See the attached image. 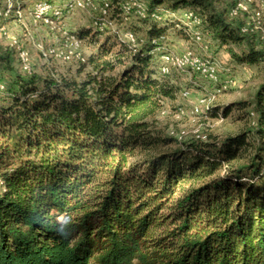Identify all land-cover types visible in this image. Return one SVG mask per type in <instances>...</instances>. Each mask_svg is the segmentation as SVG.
I'll return each mask as SVG.
<instances>
[{
	"label": "trees",
	"instance_id": "trees-1",
	"mask_svg": "<svg viewBox=\"0 0 264 264\" xmlns=\"http://www.w3.org/2000/svg\"><path fill=\"white\" fill-rule=\"evenodd\" d=\"M143 2L136 53L109 35L78 79L11 76L0 101V264H264V77L252 103L221 111L250 121L221 141H178L156 119L181 94L159 71V38L175 26L164 10L195 11L207 41L239 48L229 54L240 65L264 69V43L215 0ZM212 114L214 104L202 115Z\"/></svg>",
	"mask_w": 264,
	"mask_h": 264
},
{
	"label": "rangeland",
	"instance_id": "rangeland-1",
	"mask_svg": "<svg viewBox=\"0 0 264 264\" xmlns=\"http://www.w3.org/2000/svg\"><path fill=\"white\" fill-rule=\"evenodd\" d=\"M37 0H25L22 8L20 19L16 15L11 14L0 21V28L4 29L5 34L0 32V49L2 51H8L9 61L7 65L0 63V82L5 85V90L0 91V101L6 98L5 92L10 85L13 73L19 74L23 77H41V78H69L78 79V71L81 68L79 63H62L57 61H44L42 60L37 48L36 43L41 42L44 46H52L58 43L60 33H49L45 27L38 23H33L32 17L29 13V8ZM220 7L231 8L232 0H215ZM260 0H254L253 8H257ZM2 2L1 7L6 0H0ZM172 0H164V5L170 7ZM162 9V8H160ZM182 8H179L175 16H166L168 19L174 22L175 26L168 29L163 35L165 37L164 44L175 54H180L185 50H191L195 55L206 57L210 56L218 65V75L220 81L225 78L232 80V85L219 94H215L217 89L216 85L207 82L205 79H201L197 76H188L185 74L172 71L178 90H186L190 93L189 98L184 99L177 95L175 101H165L162 112L158 113L156 119L158 121V127L162 129L166 135H169L170 131L177 133L179 131L188 132V138H190L191 131L198 128L202 134L207 135L211 141H221L226 135L234 134L241 129L249 128L250 121L248 119L240 118L239 113L236 110H232L227 118L222 116V112L226 107H230L239 102L252 103L254 100V94L258 86L262 83L264 77V69L260 66L240 65L231 60L229 50L239 52V48L230 45L225 49H222L218 42L211 39V42L207 41V37L203 36L204 43L208 46L205 51L200 46L192 43L190 40L189 28L183 26L178 19L179 13ZM188 9V8H185ZM165 12V13H164ZM163 11V14L168 15ZM112 20L117 28L122 32L131 31L134 33L137 39L141 40V46L145 42V27L132 16L128 22H124L122 17L116 12V9L112 11ZM242 18V17H240ZM67 30L74 33L83 31L88 33L86 37L81 39L82 52L86 59L95 53L99 45L104 43L108 38H111L108 33H96V30L91 25V18L82 12L75 13L73 17L65 22ZM201 32V26L198 27ZM211 32V31H210ZM264 37V23L262 25V34ZM12 40L16 41L14 46L11 45ZM140 46V47H141ZM118 46L114 51L118 50ZM19 49H23L28 52L29 59L32 65V74H25L18 60L17 53ZM158 52L155 51L156 55ZM87 70V68H86ZM80 77V76H79ZM198 85V86H195ZM205 89V91H204ZM214 94L215 110L218 112L216 116L194 114L193 107L195 106L198 97L202 93ZM179 109L183 110V114H179ZM251 111V106H249ZM171 137V136H170Z\"/></svg>",
	"mask_w": 264,
	"mask_h": 264
},
{
	"label": "built area",
	"instance_id": "built-area-1",
	"mask_svg": "<svg viewBox=\"0 0 264 264\" xmlns=\"http://www.w3.org/2000/svg\"><path fill=\"white\" fill-rule=\"evenodd\" d=\"M233 4L229 10L230 17H243V24L240 26V32L243 34L256 33L261 42L264 43L262 34V25L264 23V0H260L257 8H253L254 0H232ZM25 0H6L4 5L0 7V21L11 14L21 17L23 11V4ZM116 7L120 9V16L126 23L132 16L143 18L146 14V6L143 0H37L28 9L32 17L33 23H38L48 30L49 33H60L58 43L52 46H44L41 42L36 43V48L44 61H57L62 63H84L86 57L82 52V42L76 36V33L69 31L65 27V22L73 17L75 13H86L91 18L92 27L100 33H108L114 35L118 41L124 43L130 53H136L141 45V40L137 39L134 33L126 31L122 33L114 21L112 20V11ZM178 19L183 26L190 30V40L193 44L200 46L205 51L208 46L203 41V35L198 30L201 26L202 20L200 16L191 9H181ZM179 11V10H177ZM174 12H166L168 15L175 16ZM152 18L159 20L160 17L152 14ZM1 34H5L4 29L0 28ZM164 36L159 38L160 46L157 51L160 52V68L159 71L163 75H168L172 71L185 74L190 77L197 76L205 79L207 82L216 85L217 89L215 94L224 92L232 85L230 78H225L220 81L218 75V65L210 57H201L195 55L191 50H185L180 54L172 52L163 42ZM16 44L12 40L11 45ZM18 60L21 65L22 71L31 75L32 65L29 59L28 52L19 49ZM5 85L0 82V91L5 90ZM205 91V89H204ZM181 97L184 99L189 98L190 93L186 90L181 91ZM215 95L202 93L197 99L193 107L194 114H203L214 103ZM179 114L184 112L179 109ZM171 137L176 138L178 141H183L188 138V132L179 131L174 133L169 132ZM190 138L203 141L205 136L200 129L196 128L191 131Z\"/></svg>",
	"mask_w": 264,
	"mask_h": 264
}]
</instances>
